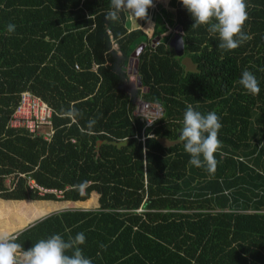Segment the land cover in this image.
I'll return each mask as SVG.
<instances>
[{"label":"trees","instance_id":"trees-1","mask_svg":"<svg viewBox=\"0 0 264 264\" xmlns=\"http://www.w3.org/2000/svg\"><path fill=\"white\" fill-rule=\"evenodd\" d=\"M169 2L174 10L153 0L162 15L149 34L146 19L106 20L111 0H0V198L98 202L37 221L17 243L30 231L39 241L83 232L92 264H264V0H245L250 39L231 51ZM165 20L182 29L195 70L169 46L173 34L162 38ZM244 70L259 94L239 84ZM25 91L52 107L50 139L11 124ZM139 99L164 109L152 127L134 113ZM70 104L80 112L71 126L56 115ZM189 104L220 118L214 175L176 143Z\"/></svg>","mask_w":264,"mask_h":264},{"label":"clouds","instance_id":"clouds-1","mask_svg":"<svg viewBox=\"0 0 264 264\" xmlns=\"http://www.w3.org/2000/svg\"><path fill=\"white\" fill-rule=\"evenodd\" d=\"M180 2L194 20L192 28L207 26L210 35H218L219 49L235 50L250 39L243 31L247 20L245 0H180ZM151 7L153 0H111L105 19L117 22L121 13H127L136 21L147 19ZM15 28L14 24L9 23L8 33H14ZM179 43L187 47L183 39ZM239 84L247 94L257 95L260 92L256 76L248 70L241 73ZM56 115L68 120L71 126L78 122L80 112L74 104H70L67 110L61 109ZM95 124L96 120L90 119L87 128L81 126L80 131L91 134ZM221 127L220 118L214 111L205 115L189 104L184 112L183 127L176 141L183 145L184 151L190 156L189 163L197 168H204L210 175H214L217 169L215 154L219 147L218 133ZM18 239V235L0 232V264H92L91 259L83 254L80 247L86 240L83 232L77 233L75 237L70 236L67 240L55 234L48 239L40 240L28 249L17 243Z\"/></svg>","mask_w":264,"mask_h":264},{"label":"crops","instance_id":"crops-1","mask_svg":"<svg viewBox=\"0 0 264 264\" xmlns=\"http://www.w3.org/2000/svg\"><path fill=\"white\" fill-rule=\"evenodd\" d=\"M159 2L160 4H162V8L166 10H169L168 9L169 6H171L172 9L176 8V4L169 2V0H159ZM154 7L157 8L156 9L157 12H155ZM156 13L161 14L162 9H160L157 4H153V7L150 8L148 18L146 19V21L142 22L141 27L149 34H151L152 33L151 31H153L154 29L153 16H155ZM162 21L164 22V19ZM175 26L176 25L169 24L166 22L167 29L164 31L162 35H167L169 33H173L174 35L175 30H173L174 32H172L171 30L178 28V26L176 27ZM85 206H86L85 203L83 204L82 202H75V201L36 200V199L15 200V199L0 198V232H3L8 235H19L22 231L31 228L37 221L50 217V215L54 213L63 211L65 209H82V210L89 209ZM57 208L58 211H55V209ZM62 225L64 226V222L62 223ZM71 226L73 227V224H71ZM30 232L33 234V240L27 241L25 239H22L20 240V244L25 247L31 248L32 245L39 242V240H36V238H34L35 236L34 232L32 231ZM55 234L61 235L64 239H67L68 237V236L66 237L65 234H63V231L59 232V230L57 232L53 231L51 235L48 234L46 237L49 238Z\"/></svg>","mask_w":264,"mask_h":264},{"label":"built area","instance_id":"built-area-1","mask_svg":"<svg viewBox=\"0 0 264 264\" xmlns=\"http://www.w3.org/2000/svg\"><path fill=\"white\" fill-rule=\"evenodd\" d=\"M175 31L183 32L179 27ZM108 32L111 33L110 30ZM113 46L118 48L116 43ZM163 112L164 109L161 105L139 99L134 113L145 123V128H149L162 117ZM52 116L53 109L48 103L31 92L25 91L22 94V101L11 119V124L13 126L25 125L31 132L36 134L42 133L46 139H50L54 133ZM45 125H50V128L48 130L44 129ZM30 185L39 188L42 192L53 191L39 186L33 180L30 181Z\"/></svg>","mask_w":264,"mask_h":264},{"label":"rangeland","instance_id":"rangeland-1","mask_svg":"<svg viewBox=\"0 0 264 264\" xmlns=\"http://www.w3.org/2000/svg\"><path fill=\"white\" fill-rule=\"evenodd\" d=\"M155 8V7H154ZM157 8H155V12H157L156 10ZM169 10L167 11H171V10H174L171 8V6L168 7ZM176 27V26H175ZM173 27V28H175ZM173 30L175 29H172L171 31L174 32ZM170 31V32H171ZM175 33V32H174ZM173 34V33H171ZM165 35H162V38L164 39ZM171 38H169L170 40ZM177 54V53H176ZM178 58L180 59V62L182 63V65L184 66L185 70L187 71H190V70H195V64L192 62L191 58H190V54L189 53H185V55H181V56H178ZM136 64H137V61H136V57L135 58H132L131 61H130V72H131V75H130V81L132 83V85L134 86L136 83H139V80H138V75L136 73ZM164 142L167 143V140H164ZM8 183H10V179H8L7 181ZM82 203L86 204L85 207L87 208H94V206L97 205V195L96 194H93V197L87 201H82ZM54 204V203H53ZM55 205V204H54ZM50 206V205H49ZM69 206H72V205H69ZM55 211H58V208L55 209ZM53 211V212H55ZM90 257V256H89Z\"/></svg>","mask_w":264,"mask_h":264},{"label":"water","instance_id":"water-1","mask_svg":"<svg viewBox=\"0 0 264 264\" xmlns=\"http://www.w3.org/2000/svg\"><path fill=\"white\" fill-rule=\"evenodd\" d=\"M158 39V38H157ZM183 39L182 33L181 32H176L170 39L169 41V46L173 47L178 55H182L184 52V46H182L179 42ZM145 46L140 47V49H136L135 53H133L132 58L136 57V61L138 63V54L144 49ZM138 50V51H137ZM136 73H137V64H136ZM139 80V78H138Z\"/></svg>","mask_w":264,"mask_h":264}]
</instances>
